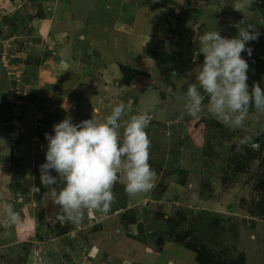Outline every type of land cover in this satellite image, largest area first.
<instances>
[{
  "label": "crops",
  "instance_id": "1",
  "mask_svg": "<svg viewBox=\"0 0 264 264\" xmlns=\"http://www.w3.org/2000/svg\"><path fill=\"white\" fill-rule=\"evenodd\" d=\"M222 1L225 4L227 0L6 1L8 10H14L0 13V247L20 245L11 247L12 253L5 260L11 262L20 252L19 261L12 264H31L30 248L27 250L24 245L34 242L35 233L31 231L26 237V232L35 228H28L35 204L22 201L20 188L28 183V175L36 168L35 158L45 159L48 143L45 133L51 134L53 125L68 115L75 124L92 118L94 112L95 118L103 122L119 103L126 106L120 121L121 132L132 115L142 112L151 116L146 132L153 135L166 129L169 132L177 105H167L168 99L162 95L167 91L161 90L160 95L158 89V100L150 105L148 91L155 90L156 80L167 71H176L178 76L163 79L161 86L165 89L179 86L174 79L185 76L184 73L199 72L198 57L203 55L200 53L202 22H206L207 31L217 29L223 34L230 29L226 23L230 21L221 18L218 9ZM170 16L176 20L174 28L168 26ZM190 38L197 39V47L186 46ZM190 48L197 53L198 61L194 64L186 59ZM6 55L10 64L3 63ZM121 63L149 74V79L139 76L129 85L122 83ZM64 105L69 106L67 112ZM12 107L20 111L26 129L16 137L9 125L8 113ZM13 138L25 144V150L19 149L18 154L26 152V157L14 155ZM12 155L19 158L11 161ZM183 163L179 171L186 175ZM185 175L177 182L172 179L168 190L186 191L189 185L192 188ZM4 202L14 204L20 223L8 222ZM29 257L34 259V264H60L59 258L44 262L32 252Z\"/></svg>",
  "mask_w": 264,
  "mask_h": 264
},
{
  "label": "rangeland",
  "instance_id": "2",
  "mask_svg": "<svg viewBox=\"0 0 264 264\" xmlns=\"http://www.w3.org/2000/svg\"><path fill=\"white\" fill-rule=\"evenodd\" d=\"M6 1L0 0L2 7L5 6L0 9V13L12 12L11 9L8 10L10 7ZM237 2L227 0L225 4L222 1L221 5H218L221 18L230 21L226 22L230 24V29L221 31V36L235 37L238 32L235 25L241 20L244 21L242 26L256 25L258 40L247 45L252 48V55L249 57L246 52L241 55L249 63V90L251 91L254 82L264 88V47L261 46L264 42V0H253L252 5L246 7L242 13L233 9ZM169 19V27H176V20H173L172 16ZM202 23L204 24L200 26L201 32H208L206 22ZM195 39H188L189 45L186 46L197 47ZM191 48L186 54V59L192 64L199 60L202 66L203 55L196 60L197 53ZM21 49L24 50V47H19V50ZM9 58L6 55L3 63L10 64ZM122 65L125 64L121 63L120 69ZM189 72L174 79L179 86L167 89L161 86V81L178 75L176 71L162 73V79L159 77L156 80L155 90L148 91L151 93L150 105L158 100L157 89L160 95L161 90L167 91L162 94L168 99L167 105H177L175 121L170 125L169 132H166L167 129L159 135L147 132L151 141L149 163L157 173L155 187L149 193H139L135 196L127 194L126 177L121 174L112 189L115 202L109 214L93 211L86 213L79 224L67 223L61 219V209L54 203L50 190L40 185V165L45 159L36 161L35 158L36 168L28 175V183H24L20 188V195L24 198L22 201H33L35 204L29 218L31 225L28 226L35 228L26 232V237L35 233L34 242H26L24 245L27 250L30 248L32 255L35 254L37 259L43 258L44 262L45 259L59 258L60 264L75 261L80 264H203L198 261V254L187 248L186 241H190L194 245H202L211 250L217 260L221 258L229 263L232 259L244 256L245 264H264V182H258L263 176L261 171H264V112L253 107L250 108L242 127L225 125L208 111L210 98L201 89L204 97L203 111L196 118L208 119V135L207 139L206 134L201 140L192 138L190 124L196 118L187 115L186 90L190 83L199 86V82L196 79L198 73ZM148 75H143L144 79H149ZM18 114V130L13 132L10 128L11 133L15 135L26 132L20 111H14L11 116L13 118ZM245 136L251 138L249 144L239 146V141ZM13 140L11 147L14 155L26 157V152L24 155L18 154L19 149L25 150V144L17 139ZM14 155L11 161L19 158ZM182 163L186 165V175L179 171ZM52 174L56 175L55 172ZM184 175L193 187L189 185L186 191H169L168 186L172 179L177 182L182 180ZM16 184H19V181H16ZM55 187L58 190L62 188L63 181L58 180ZM216 218L221 222L216 223ZM7 238L11 240V235ZM11 244L13 248L20 245ZM11 247H0V264L19 261L17 257L20 252L11 262L5 260V257L12 253ZM31 252L28 253V259L34 264V259L29 257Z\"/></svg>",
  "mask_w": 264,
  "mask_h": 264
},
{
  "label": "clouds",
  "instance_id": "3",
  "mask_svg": "<svg viewBox=\"0 0 264 264\" xmlns=\"http://www.w3.org/2000/svg\"><path fill=\"white\" fill-rule=\"evenodd\" d=\"M252 3L238 0L233 9L242 13ZM243 24L241 20L235 25L238 32L233 38L222 37L217 29L200 37L204 59L196 76L199 86L190 83L186 90L187 115L196 118L203 111L201 89L210 98L208 111L225 125L242 127L250 108L264 112V88L254 82L249 90V63L241 55H252L247 45L258 40L259 32L256 25ZM64 108L69 110L68 105ZM125 111V104L119 103L103 122L93 112L92 118L79 124L68 115L53 125L51 134L45 133L48 143L45 162L40 165V185L50 190L65 222L79 224L93 211L109 214L115 202L112 189L121 174L130 196L154 189L157 173L149 163L151 141L146 132L151 116L147 112L132 115L121 132ZM250 139L245 136L239 146L248 145ZM58 180L63 181L59 190L55 187ZM3 208L9 223L21 222L13 203L4 202Z\"/></svg>",
  "mask_w": 264,
  "mask_h": 264
},
{
  "label": "trees",
  "instance_id": "4",
  "mask_svg": "<svg viewBox=\"0 0 264 264\" xmlns=\"http://www.w3.org/2000/svg\"><path fill=\"white\" fill-rule=\"evenodd\" d=\"M261 46L264 47V42L261 43ZM121 71L123 73L122 83H124L126 85L131 84L132 81L136 77L146 75V73H144L140 70L134 69V68L127 66V65H122ZM208 123H209L208 119H206L204 117L196 118V120L192 121L190 124V125H192L191 129H190L191 137L194 139H197V140H201V138H203L204 135L206 134V131L208 128ZM207 135L208 134H206V139H207ZM259 153H261V152H259ZM257 158H258V156L255 157V159H257ZM261 172H263L262 173L263 176L258 179L259 183L264 182V180H263L264 171H261ZM204 212L207 213L208 211H204ZM251 212H254V211H251ZM262 214L264 215V213H262ZM216 219L218 220L216 223L221 222L218 218H216ZM186 245H187V248L195 251L198 254L197 259L200 263H203V264H210V263L211 264H245V257L244 256H240L239 258L232 259L231 262L227 263L226 260L222 261L221 258L219 260H217L216 256L213 254V252L209 249H206V247H204L202 245L201 246L200 245H194L190 241H186Z\"/></svg>",
  "mask_w": 264,
  "mask_h": 264
},
{
  "label": "built area",
  "instance_id": "5",
  "mask_svg": "<svg viewBox=\"0 0 264 264\" xmlns=\"http://www.w3.org/2000/svg\"><path fill=\"white\" fill-rule=\"evenodd\" d=\"M2 1V0H1ZM1 5V4H0ZM1 8H5V6L4 7H2V5L0 6V9ZM14 9L12 8L11 9V11H13ZM2 15L3 14H5V13H1ZM171 23V22H170ZM168 25H171V24H168ZM2 60L3 61H5L6 60V58H2ZM7 62V61H6ZM14 111L15 112H18V109L16 108V107H12V109H11V111L8 113V116H10V120H9V125H10V128H11V130L13 131V132H15V131H17L18 130V128H19V126H20V119H19V117H20V114H18V115H16V116H14L13 118H12V114H14ZM80 122H78L77 124H79ZM15 137L17 136V135H15V134H13Z\"/></svg>",
  "mask_w": 264,
  "mask_h": 264
}]
</instances>
